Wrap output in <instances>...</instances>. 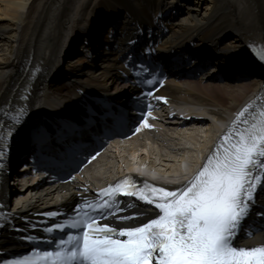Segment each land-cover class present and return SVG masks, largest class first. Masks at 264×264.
Segmentation results:
<instances>
[{
    "label": "bare ground",
    "instance_id": "1",
    "mask_svg": "<svg viewBox=\"0 0 264 264\" xmlns=\"http://www.w3.org/2000/svg\"><path fill=\"white\" fill-rule=\"evenodd\" d=\"M194 3L189 6L186 0H0V50L7 43L15 47L8 53L10 57L0 55V114L7 108L22 111L30 123L44 104L60 105L70 100L72 80H60L62 84H56L62 74L59 69L63 59L74 55L78 41L106 33L111 18L118 14L122 22L117 30L119 37L113 43V63L103 64L90 75L87 60L81 61L79 70L72 66L73 70L64 72L75 82L108 88L109 73L118 64L116 53L119 58L126 55L127 42L138 24L150 31H170V39L165 43L174 51L180 52L182 47L200 51L246 77L256 64L252 44L264 37V0H195ZM178 8H181L179 19L162 29L159 18L168 10ZM187 74L177 72L164 92L174 107L184 110L186 119H181L178 113L176 120L168 121L157 132L132 142L122 151H110L102 156L92 166L99 164L110 174L103 178L102 170L91 173L85 177L88 182H105L139 166H147L146 163L156 168L160 161L161 166L174 161L175 165L165 164L172 171L170 179L163 176L166 170L164 174L150 169L144 171L159 187L177 189L198 173L197 168L203 167L217 150L222 153L228 130L237 125L238 115L245 112V118H249L255 94L246 89L219 90L202 80L186 79ZM260 112H252L251 123L259 119ZM206 126L210 128L204 129ZM182 127H186L187 133L179 130ZM185 140L193 148L186 147ZM147 142H150L149 150ZM122 160H125L124 167L111 170ZM4 183L0 182V198L5 193ZM67 190L69 194H64ZM75 193L76 187H68L52 190L41 198H25L23 210L39 211L62 200L69 202ZM14 209L17 211L20 207ZM261 242L264 234L254 243Z\"/></svg>",
    "mask_w": 264,
    "mask_h": 264
},
{
    "label": "snow or ice",
    "instance_id": "2",
    "mask_svg": "<svg viewBox=\"0 0 264 264\" xmlns=\"http://www.w3.org/2000/svg\"><path fill=\"white\" fill-rule=\"evenodd\" d=\"M152 94L151 89L146 93ZM243 117L245 112L237 119L245 128L229 133L222 153L217 150L210 156L184 186L168 190L140 186L126 178L102 193L110 198L135 197L154 205L160 213L156 218L117 230L100 223L113 215L110 204L93 206L90 211L96 215L86 213L83 217L78 214L85 208L77 205L70 224L45 229L65 233L52 241L55 250L34 255H40L45 264H264V245L234 244L251 215L256 190L264 188V111L251 124ZM142 127L150 125L145 120ZM115 211L119 213L123 208ZM257 214L264 217V213ZM21 264L36 262L24 260Z\"/></svg>",
    "mask_w": 264,
    "mask_h": 264
},
{
    "label": "rangeland",
    "instance_id": "3",
    "mask_svg": "<svg viewBox=\"0 0 264 264\" xmlns=\"http://www.w3.org/2000/svg\"><path fill=\"white\" fill-rule=\"evenodd\" d=\"M3 39V38H2ZM15 47H14V45L13 44H11V43H7L4 47H3V51L2 50H0V55H1V53H3L5 56H4V58L6 57V58H8V57H10V55H8V53L10 52V53H12L15 49H14ZM5 49V50H4ZM7 54V55H6ZM2 56V55H1ZM3 57V56H2ZM0 59H2V58H0ZM71 59V58H70ZM69 61V60H68ZM71 64V63H70ZM72 64L74 65V64H76V63H73L72 62ZM210 128V126H206L204 129H206V130H208V129ZM186 131L184 130L182 133H185ZM187 133V132H186ZM194 133H195V131H194ZM203 136L205 135V134H202ZM184 142V141H183ZM185 146L186 147H188V148H193V146L192 145H190L191 143H189V142H187L186 140H185ZM193 153V152H192ZM185 154V153H184ZM124 161L125 160H122V163H118V164H116L113 168H111V170H115V169H117V167H118V169L120 168V167H124L125 166V164H123L124 163ZM161 162V161H160ZM160 162H158V165L159 166H156V170L157 171H162V173L164 174V171L166 172V174H164V175H166V177H171V175H172V171L170 170L169 171V168L170 167H165V164L168 166V165H175V164H173L174 163V161H173V163L172 162H170V163H164V166H161L160 165ZM163 162H161V164H162ZM122 165V166H121ZM168 168V169H167ZM93 169H95V168H93ZM102 170V177L103 178H105V177H107L110 173L109 172H107V171H104L102 168H96L95 170H93V172H97V171H101ZM170 172V173H169ZM169 173V174H168Z\"/></svg>",
    "mask_w": 264,
    "mask_h": 264
}]
</instances>
